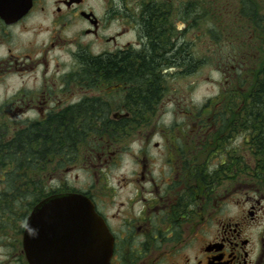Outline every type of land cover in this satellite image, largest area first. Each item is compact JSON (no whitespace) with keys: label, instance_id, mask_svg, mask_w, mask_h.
<instances>
[{"label":"flooded vegetation","instance_id":"af4514ba","mask_svg":"<svg viewBox=\"0 0 264 264\" xmlns=\"http://www.w3.org/2000/svg\"><path fill=\"white\" fill-rule=\"evenodd\" d=\"M251 1L257 0H0V76L24 70L33 83V67L37 71L34 86L7 95L19 98L8 105L9 113L26 116L14 131L39 129L35 138H48V160L59 157L57 169L76 171L74 163L88 159L86 170L97 169L100 177L108 169L115 173L111 205L96 200L94 187L51 189V194L85 196L99 218L96 227L80 217V210L64 213L65 253L76 264L101 255L102 230L108 264H264V171L258 163L247 166L262 156L246 152L243 99L225 105L229 96L242 98L245 73L238 70L237 76L234 61L226 63L231 70L214 105H181L178 96L181 79L198 72L188 38L197 33V17L210 19L205 28L211 37L214 18L239 23L250 16L260 25ZM18 118L0 121V129L13 127ZM54 129L63 131L64 141L55 140ZM11 135L8 142L0 138L9 145L2 155L12 148ZM238 138L241 145L233 147ZM207 142H216L211 156L217 167L198 171L194 152ZM62 149L68 153H58ZM1 175L5 188L4 169ZM225 182L236 197L243 192L231 216L222 213L234 202L219 194L224 185L215 192ZM129 190L132 195L122 199ZM36 206L25 218L0 212V238L9 235L6 223H18L9 228L13 251L7 257L0 253L3 261L28 264L23 236Z\"/></svg>","mask_w":264,"mask_h":264},{"label":"rangeland","instance_id":"374dc122","mask_svg":"<svg viewBox=\"0 0 264 264\" xmlns=\"http://www.w3.org/2000/svg\"><path fill=\"white\" fill-rule=\"evenodd\" d=\"M254 6H253V5ZM249 6L257 13L261 21L260 25H257L255 19H250V16H246L244 18V22H237V18H229V19H222V18H214L212 19L214 24L213 30V37L210 36L208 32H206L205 26H208V21L210 19L205 17H197V22L195 25V29L197 33H188V38L191 39L194 42V50L196 53V58L198 60V72L197 76L193 78L188 79H181L180 81V92H178V96L181 102V105H193V106H203L208 101H213L212 105L216 103V98L220 94L219 89L222 87L221 92L223 91L224 79L228 76V72L231 70L230 64L226 65V63L231 62L230 60L234 61L232 64V68H234V71L236 72V75L238 76L237 71L239 70L242 72V75L245 73V81L241 82L242 87H239V90L243 92L244 94L249 91L250 89V82L255 75L259 74V72L263 69L264 64V0H257L256 2L251 1L249 3ZM206 8V7H205ZM237 22V23H236ZM194 29V30H195ZM195 37V40L193 39ZM213 41V43H211ZM26 54H22L21 57H23ZM184 55V53H183ZM241 61L243 63V67L240 66L238 63ZM245 66V68H244ZM51 69L54 68V65L50 67ZM25 69V67L23 68ZM245 71V72H244ZM52 73V72H51ZM50 73V74H51ZM37 74L36 69L33 67V83H32V76L31 73L28 71H21V73H18L17 71H13L11 73H8L6 76L3 74L0 76V121H4L7 118H10L15 116L17 117V123H13V127L3 130L0 129V134L3 133V136L0 138H4L7 142L10 141V138H8L11 134V139H14L17 134L20 133L22 130L14 131V128L18 127L20 125V121H23L26 119V116H22V114L14 113V110H12V113H9L10 108L8 105L11 102H14L15 100L19 99H13L10 97H7V95L13 93L15 89L18 90H25L29 86H34V76ZM252 75H254L252 77ZM237 79V78H236ZM49 81L54 83L53 77L50 76L48 78ZM194 82V85L190 86V83ZM190 86V87H189ZM166 99V98H165ZM162 111V109H161ZM245 115V113H244ZM178 118L180 117V113H177ZM27 117L31 118V115H28ZM167 117V114L165 116V120ZM169 120V119H168ZM25 130V129H23ZM27 130V129H26ZM56 129L51 130L55 140H65V137H63V131L60 130V136L56 137L54 132ZM49 132V130H46ZM245 131V130H244ZM46 132V133H47ZM234 134L236 132L232 131ZM188 130H183V135L185 137L188 136ZM184 136H181V138H184ZM247 136V134H246ZM233 136H231L232 138ZM248 137V136H247ZM241 138V136H239ZM238 138V142L233 143V147H236V145L240 144L242 139ZM233 139V138H232ZM249 139L246 143V152L250 150L249 145ZM216 142L209 143L207 142L205 145L198 144V148L196 152H194V157L196 158V169L200 171L201 169H207L209 168L210 171L212 169H216V163L215 158L211 156L212 153L216 151L217 145H215ZM86 149V145H83L82 148ZM64 148V147H63ZM245 151V150H244ZM60 154L64 153L66 155L68 152L64 151V149L58 151ZM252 153V152H249ZM53 161L48 160L49 157L46 158V162L38 169V174L43 177V174L48 177L49 175L56 176L54 181H51L48 178L43 177L38 186H33L34 189L36 188H42L43 191L51 193V189L55 191L57 188L60 190L68 189V190H75V191H83L88 190L89 188L94 187V194L96 195V200L101 205H111L112 201V191L110 190V184L114 180V172L109 171V169L105 172L100 173L103 175V177H100L98 175L99 170L93 169L92 171L86 170L87 167L90 166V162L88 159L76 161L74 164L78 165V169L76 171L69 170L65 172L64 170L67 167H63L62 169L55 168L57 163L60 162L59 157L54 156ZM219 158V157H217ZM255 161L247 162V166H254ZM98 163L96 164V166ZM215 167L213 168V166ZM211 166V167H208ZM71 167V166H69ZM190 167V162L188 161V169ZM53 169L55 170L53 172ZM124 168H120V170H123ZM90 173H88V172ZM6 172V171H5ZM123 173V172H122ZM33 177H37L33 174ZM205 178V176L203 177ZM0 179H3V175H0ZM250 183V182H249ZM222 186L223 191L219 192L218 188ZM227 183L220 184L219 186H216L215 192H219V194H225L228 197L226 198V203L234 201L231 205H228L227 207H222V213L228 214L231 216L235 212L234 205H240L239 202L240 197L243 195V192L237 195V197L233 194L232 189H229L228 186H226ZM251 187H253L252 184H250ZM249 187V186H248ZM255 188V187H254ZM4 186L0 183V193L3 191ZM227 191V193H225ZM124 192V191H123ZM253 191L249 189H245L246 196H252ZM132 190H129L125 194L123 193L121 195V198H125V196H131ZM233 205V206H232ZM24 206L26 205H18L17 212L15 217H22L23 215L29 213L30 209L26 211L24 209ZM23 209V210H22ZM5 226H8V229H6V235L2 238H0V241L3 243L0 245V253L3 254L5 257L7 255H10V251H13L12 248L9 246L13 245V236L12 232L9 231L10 227L17 228L18 223L14 225V223H6ZM9 248V251L6 250ZM16 253V252H15ZM0 264H10L7 260H2V255H0Z\"/></svg>","mask_w":264,"mask_h":264},{"label":"trees","instance_id":"16d2710c","mask_svg":"<svg viewBox=\"0 0 264 264\" xmlns=\"http://www.w3.org/2000/svg\"><path fill=\"white\" fill-rule=\"evenodd\" d=\"M251 79V81L249 80L250 89L244 94V97L243 95L242 98L241 96L234 98L229 96L226 98L225 105L232 103L239 105L241 102H236V100L242 101L243 99L244 133L246 139H249V152L262 156L256 164L258 163L259 169L264 171V64L259 74ZM34 132L41 133L39 129L33 130V134L30 129L20 131L11 141V150H6L5 155H2V149L9 148V145H4L0 141V175L3 169L6 171L5 188L0 193L2 216L15 217L18 205H26L24 209L28 211L40 200L53 195L43 191L42 188H33V186H38L43 178L38 174V169L46 162L51 149L46 142L48 138L46 136L43 140H41V136L35 138ZM42 132L46 135V128H43ZM54 134L59 137L60 130L56 129ZM58 145L60 146L62 143ZM56 146L55 142L54 147ZM33 174L37 177H33ZM22 217L25 218L26 214Z\"/></svg>","mask_w":264,"mask_h":264},{"label":"water","instance_id":"95a60500","mask_svg":"<svg viewBox=\"0 0 264 264\" xmlns=\"http://www.w3.org/2000/svg\"><path fill=\"white\" fill-rule=\"evenodd\" d=\"M36 205L28 216L23 236V248L28 264H76L75 261L78 260L65 253L62 231L64 213L80 210V217L85 219L88 225L98 227L99 218L92 214L93 203L83 195L70 193L49 196ZM70 205L83 206L73 208ZM97 237L101 244V255L92 259L79 258L80 263L77 264H90L91 260H95L96 264H108L110 248L105 232H98Z\"/></svg>","mask_w":264,"mask_h":264}]
</instances>
